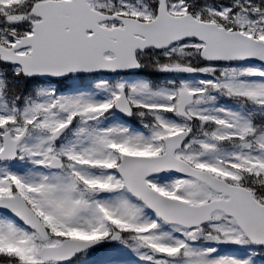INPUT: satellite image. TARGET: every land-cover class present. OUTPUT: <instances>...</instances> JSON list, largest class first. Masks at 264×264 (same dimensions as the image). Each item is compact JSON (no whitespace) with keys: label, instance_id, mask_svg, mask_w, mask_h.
<instances>
[{"label":"snow or ice","instance_id":"snow-or-ice-1","mask_svg":"<svg viewBox=\"0 0 264 264\" xmlns=\"http://www.w3.org/2000/svg\"><path fill=\"white\" fill-rule=\"evenodd\" d=\"M0 264H264V0H0Z\"/></svg>","mask_w":264,"mask_h":264}]
</instances>
